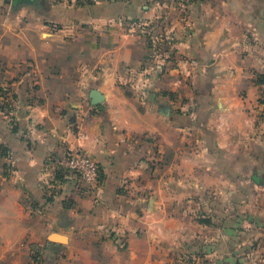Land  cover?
<instances>
[{
    "label": "crops",
    "instance_id": "0c3cea01",
    "mask_svg": "<svg viewBox=\"0 0 264 264\" xmlns=\"http://www.w3.org/2000/svg\"><path fill=\"white\" fill-rule=\"evenodd\" d=\"M0 264H264V0H0Z\"/></svg>",
    "mask_w": 264,
    "mask_h": 264
},
{
    "label": "built area",
    "instance_id": "2783aa9c",
    "mask_svg": "<svg viewBox=\"0 0 264 264\" xmlns=\"http://www.w3.org/2000/svg\"><path fill=\"white\" fill-rule=\"evenodd\" d=\"M67 3L95 4L102 0H64ZM126 27L144 35L147 39L148 50L151 59L159 66H167L175 61V48L168 43L162 32L154 22L147 17H135L126 21ZM61 172L64 177L69 172L76 175L85 185L97 186L100 168L98 162L84 151H69L64 153L56 165V174ZM55 174V184L60 181ZM114 242L121 249L127 248V239L124 236L114 235Z\"/></svg>",
    "mask_w": 264,
    "mask_h": 264
},
{
    "label": "water",
    "instance_id": "95a60500",
    "mask_svg": "<svg viewBox=\"0 0 264 264\" xmlns=\"http://www.w3.org/2000/svg\"><path fill=\"white\" fill-rule=\"evenodd\" d=\"M27 1L28 0H13V3H14V5H18V4H22L24 2H27ZM91 97L93 99V104L94 105H100L102 103V101H103L102 95L97 90H93L92 91ZM169 112H170V108L169 107H165L163 109V113L169 114ZM254 179H256V178H254ZM49 239L51 241H58V242H65L66 241V237L65 236H60V235L55 234V233L51 234L49 236Z\"/></svg>",
    "mask_w": 264,
    "mask_h": 264
},
{
    "label": "trees",
    "instance_id": "16d2710c",
    "mask_svg": "<svg viewBox=\"0 0 264 264\" xmlns=\"http://www.w3.org/2000/svg\"><path fill=\"white\" fill-rule=\"evenodd\" d=\"M56 177L60 182L62 181L63 176L61 175V172H57Z\"/></svg>",
    "mask_w": 264,
    "mask_h": 264
}]
</instances>
